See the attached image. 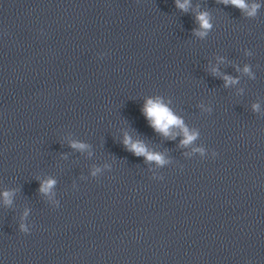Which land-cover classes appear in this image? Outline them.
I'll return each instance as SVG.
<instances>
[{
  "label": "clouds",
  "instance_id": "obj_1",
  "mask_svg": "<svg viewBox=\"0 0 264 264\" xmlns=\"http://www.w3.org/2000/svg\"><path fill=\"white\" fill-rule=\"evenodd\" d=\"M220 2L224 4H231L237 8H240L241 10L246 9L248 7V5L245 3V0H220ZM175 4L178 9L187 12L189 7L191 6V0H183V2H181V0H175ZM259 7V4H253L252 11L248 14L254 16L256 14V10ZM196 20L199 24V29L194 30V33L200 37L206 36L208 31L212 27L210 23L209 13L207 11L197 13ZM213 71H215V69ZM247 71L248 69L245 68V72ZM224 79L225 86L236 82L231 77L226 76L224 77ZM256 108H258V106L254 105V109ZM142 111L148 119L150 125L157 132L161 133L166 137L172 135L173 128H181L184 136V139L181 141L182 145L187 146L188 144L192 143L197 137V134L195 132L189 133L188 129L184 126L182 119L176 116L167 105L162 103L159 98L147 99ZM123 143L129 151L133 152L137 156H145L146 160L148 161H156L160 164L164 163L163 157L160 154L148 152L146 146L141 141L133 142L130 137L125 136ZM71 147L83 150L87 147V145L83 143L73 142L71 144ZM96 171H99V169H97ZM93 175H95V172L93 173ZM54 185L55 180L49 179L41 184L40 191L46 193ZM3 196L5 198L6 203H11L9 192L5 191L3 193ZM21 227L23 228V226Z\"/></svg>",
  "mask_w": 264,
  "mask_h": 264
}]
</instances>
